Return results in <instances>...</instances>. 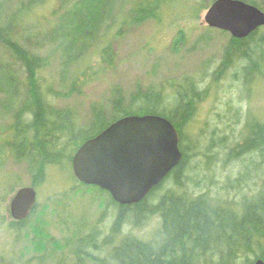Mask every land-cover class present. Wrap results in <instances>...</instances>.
<instances>
[{
	"label": "rangeland",
	"instance_id": "1",
	"mask_svg": "<svg viewBox=\"0 0 264 264\" xmlns=\"http://www.w3.org/2000/svg\"><path fill=\"white\" fill-rule=\"evenodd\" d=\"M33 1H38L33 12L23 17L12 34L20 48L46 63L38 71V81L51 103L73 109L82 123H88L94 107L112 112L113 100L120 94L127 104L146 89L163 85L169 89L173 83L194 77L205 95L184 130L192 148L183 169L195 180L188 189L237 203L264 187V154L228 155L242 143L250 115L264 122V40L263 47L257 46L264 27L257 39L248 42L260 63L255 74L244 71L242 59L224 65L233 36L206 24L204 17L214 0ZM254 1L249 3L264 11V0ZM27 2L2 0L1 8L14 13ZM81 6L93 8L96 20V8L104 11L90 33L72 30L71 12ZM139 6L153 12L138 16ZM107 46L111 47L110 61L102 56ZM246 74L254 78L250 86H246ZM30 84L26 65L0 42V264H75L70 255L73 244L93 232L103 243L113 232L119 209L108 192L80 183L70 160L65 169L49 167L47 180L36 187L35 212L24 225L15 223L11 201L20 188L32 185V177L25 163L2 151L8 149ZM170 186V180L164 184ZM158 228V218L139 227L123 223L114 243L128 235L150 240ZM106 254L95 252L102 259ZM84 259V264H102Z\"/></svg>",
	"mask_w": 264,
	"mask_h": 264
},
{
	"label": "trees",
	"instance_id": "2",
	"mask_svg": "<svg viewBox=\"0 0 264 264\" xmlns=\"http://www.w3.org/2000/svg\"><path fill=\"white\" fill-rule=\"evenodd\" d=\"M244 1L256 3L254 0ZM36 4L38 1L28 0L14 13H4L0 0V42L23 61L31 83L30 94L16 114L14 129L7 141L8 149L2 152L12 154L17 162L26 164L32 185L43 184L51 166L67 168L68 162L73 160L75 152L86 140L120 117L162 115L176 125L181 135L182 162L143 201L120 205L113 200L119 214L112 234L103 243L98 242L94 232L79 239L70 249L75 264H84L87 257L102 264H254L258 258L264 259V187L253 196H244L237 203L228 199L221 201L220 197L210 192L195 194L188 189V185L191 182L195 184V180L183 169L190 156L189 148H192L186 143L184 130L204 99L205 91L199 89L198 81L188 77L181 83H173L169 89L165 85L149 88L139 92L127 104L120 94L113 100L112 112L94 107L92 119L82 123L73 109L57 107L48 100L43 85L38 81V71L46 63L30 55L14 41L12 30L24 16L33 12ZM81 7L71 12L70 20L74 19L72 30L90 33L104 11L101 7L96 8L99 15L96 20L93 8ZM136 11L138 16L146 17V13L153 12V9L139 6ZM66 27L70 29L69 23ZM258 31L243 39L232 37L225 50V66L242 59L246 62L244 71L257 74L260 63L254 59L248 42L258 38ZM257 40V46L263 47L261 41L264 35ZM102 51L107 54L104 57L103 52V58L110 61L111 47L107 46ZM245 78L246 86L254 83L253 77L246 74ZM251 152L264 154V122L253 115L245 122L242 143L233 147L228 155L239 158ZM169 180L172 186L165 188L164 184ZM36 208L37 204L32 214ZM31 215L23 221L15 220V223L24 225ZM157 218L159 228L150 240L128 235L119 244L114 243L115 232H119L121 224L139 227ZM96 251L107 252V258L96 257Z\"/></svg>",
	"mask_w": 264,
	"mask_h": 264
},
{
	"label": "water",
	"instance_id": "3",
	"mask_svg": "<svg viewBox=\"0 0 264 264\" xmlns=\"http://www.w3.org/2000/svg\"><path fill=\"white\" fill-rule=\"evenodd\" d=\"M213 28L243 39L264 26V11L244 0H214L205 14ZM181 135L167 117L126 115L86 140L75 152L72 167L77 179L108 191L120 205L143 201L183 159ZM35 186L20 188L11 201V215L27 219L36 207ZM254 264H264L258 258Z\"/></svg>",
	"mask_w": 264,
	"mask_h": 264
},
{
	"label": "bare ground",
	"instance_id": "4",
	"mask_svg": "<svg viewBox=\"0 0 264 264\" xmlns=\"http://www.w3.org/2000/svg\"><path fill=\"white\" fill-rule=\"evenodd\" d=\"M239 66V65H238ZM246 181V180H245ZM240 191V190H239Z\"/></svg>",
	"mask_w": 264,
	"mask_h": 264
}]
</instances>
